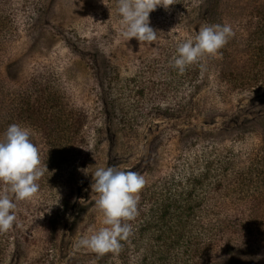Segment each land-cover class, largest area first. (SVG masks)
Listing matches in <instances>:
<instances>
[{"label": "rangeland", "instance_id": "1", "mask_svg": "<svg viewBox=\"0 0 264 264\" xmlns=\"http://www.w3.org/2000/svg\"><path fill=\"white\" fill-rule=\"evenodd\" d=\"M41 2V8L44 7L41 21L31 25L26 22L27 16H38L40 11L36 6ZM201 3L190 0L188 8L167 22L166 15L161 19L153 17L156 11L163 13V6L152 11L149 26L159 38L150 45L141 44L136 38L126 41L121 35L117 6L112 8L109 0H0L1 16L12 15L15 24L11 30L17 36L6 57L3 50L0 52L2 75L9 85L17 88L26 87L30 79L40 81L41 72H51L65 82L70 97L79 106L89 107L93 82L89 62L64 42L60 32L65 30L68 36L76 35L77 40L101 45L105 57L115 58L120 84L124 85L140 74L142 58L163 60L164 54L174 48L171 37L174 41L180 35L192 39L207 25L213 16L206 13L198 16L196 9ZM261 7L264 0L225 3L221 10L224 21L220 24H230L235 36L218 55H206L198 60L203 65L193 87L187 92L174 91L172 98L160 102L166 105L159 107L160 110L141 106L130 120L127 132L119 116L106 128L104 120L98 122L91 134L86 158L75 164L68 161L57 179L38 182L39 189L32 198L15 201L14 225L0 234V264H93L97 253L75 247L80 237L104 226L95 206L96 193L91 189L92 173L101 167L136 171L143 175L146 185L151 176L147 170L150 164L163 172H173L177 156L191 149L182 137L187 135V130L207 135L196 139L200 149L211 144L219 146L217 161L223 160L232 146L235 152L241 151L235 158L240 165L236 169L254 168L253 160L259 150L264 156V35L254 33L257 20L253 19ZM82 50L89 51L90 47L78 51ZM168 55L173 57L175 52ZM154 79L165 80L160 76ZM174 80L179 82V76ZM235 80L252 83L253 87L230 92L224 83ZM154 105L157 107L156 103ZM169 108L174 112L166 110ZM4 112L0 106V117ZM130 128H134V132ZM31 132L43 167L46 143L40 134L32 129ZM236 132H244V136L232 139ZM262 166L264 168V164ZM260 171L264 178V169ZM252 183L242 188L244 195L252 196L264 187L262 180L256 177ZM3 190L4 185L0 184V192ZM247 201L245 197L236 203L252 207Z\"/></svg>", "mask_w": 264, "mask_h": 264}, {"label": "trees", "instance_id": "2", "mask_svg": "<svg viewBox=\"0 0 264 264\" xmlns=\"http://www.w3.org/2000/svg\"><path fill=\"white\" fill-rule=\"evenodd\" d=\"M199 1L202 3L196 9L198 16L205 13L213 16L207 25L224 21L221 10L231 0ZM109 2L112 8L117 6V0ZM173 3L164 8L162 14L156 11L153 17L161 19L166 15L167 22L190 6V0H173ZM40 5L43 6L42 2L36 6L40 11L38 16L28 15L26 22L40 23L44 9ZM159 8L162 6L156 9ZM2 12L0 9V52L3 50L6 57L17 36L11 30L15 24L12 15L3 17ZM253 19L257 20L254 33L264 35V7L256 11ZM68 34L65 30L59 33L64 42L89 62L93 77L89 107L79 106L70 97L65 82L51 72H41L40 81L30 79L26 87L14 88L2 75L0 64V106L5 111L0 117V138L13 123L41 135L46 143L43 166L48 169L39 179L41 182L57 179L68 161L75 164L87 157L91 134L97 129L98 122L104 120L106 128L119 116L127 132L130 120L135 118L134 114L142 109L141 106L160 110V102L172 98L174 91L187 92L195 85L203 65L202 61L194 62L182 74L172 68L169 64L172 55L168 53H176L177 44L188 39L180 35L174 41L171 37L174 48L164 54L163 60L142 58L140 74L122 85L115 58L105 57L101 45L88 44L87 40H77L76 35ZM86 47L90 50L78 51ZM157 76L165 80L154 79ZM176 76L181 81L174 80ZM226 82L224 86L230 92L253 87L252 83H241V80ZM221 88L222 85L220 91ZM166 110L174 112L172 108ZM129 130L134 132V128ZM186 132L187 135L182 137L191 149L177 156L173 172H163L156 165H149L147 170L152 178L150 176V181L139 193L138 215L129 222L132 234L126 241H121L118 253L98 254L93 264H264V187L252 196L242 192L244 186L253 185L254 177L262 180L263 186L262 152L259 150L256 154L254 168L236 169L240 165L235 158L241 151L235 152L231 146L224 159L217 161L220 155L217 144L200 149L196 139L207 135H199L193 130ZM243 133L236 132L232 139L237 140ZM245 197L252 207L236 203Z\"/></svg>", "mask_w": 264, "mask_h": 264}, {"label": "clouds", "instance_id": "3", "mask_svg": "<svg viewBox=\"0 0 264 264\" xmlns=\"http://www.w3.org/2000/svg\"><path fill=\"white\" fill-rule=\"evenodd\" d=\"M172 4L173 0H117L121 35L126 41L136 38L141 44L155 43L159 37L149 26V15L158 6L167 9ZM234 36L228 23L204 25L194 38L177 44L169 64L182 74L200 58L218 55ZM31 135L29 127L13 123L0 138V184L4 185L0 192V234L8 232L14 225L15 201L32 198L39 189V179L48 171L46 165L41 166L39 149ZM92 175L91 189L96 193L95 206L104 226L91 235L80 237L75 247L100 255L118 253L121 241H126L132 234L129 222L138 215L139 193L146 181L139 172L115 167L97 168Z\"/></svg>", "mask_w": 264, "mask_h": 264}]
</instances>
